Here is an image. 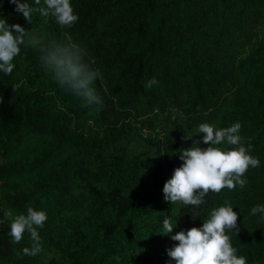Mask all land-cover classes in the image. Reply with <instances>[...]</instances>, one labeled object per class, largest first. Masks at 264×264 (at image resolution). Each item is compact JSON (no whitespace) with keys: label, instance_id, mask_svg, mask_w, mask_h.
<instances>
[{"label":"trees","instance_id":"obj_1","mask_svg":"<svg viewBox=\"0 0 264 264\" xmlns=\"http://www.w3.org/2000/svg\"><path fill=\"white\" fill-rule=\"evenodd\" d=\"M70 2L78 20L61 28L38 13L29 24L0 0L9 25L79 44L101 72L94 87L102 99L84 107L25 45L12 74L0 72V264H174L163 217L178 218L174 235L200 227L225 200L239 214L240 231L229 234L237 255L264 264V219L250 215L264 204V0ZM152 78L158 83L146 87ZM237 122L260 160L247 185L209 193L196 219L191 206L164 201L179 150L202 140L199 124ZM29 206L47 215L35 256L21 252L29 234L14 244L4 218Z\"/></svg>","mask_w":264,"mask_h":264},{"label":"clouds","instance_id":"obj_2","mask_svg":"<svg viewBox=\"0 0 264 264\" xmlns=\"http://www.w3.org/2000/svg\"><path fill=\"white\" fill-rule=\"evenodd\" d=\"M15 4V11L22 13L30 24L34 13L47 22L53 18L61 28H71L78 20L70 0H34V6L27 0H9ZM25 45L40 54L41 67L52 75L53 80L66 92L83 101L84 107L102 104V99L94 87L101 78L99 69H93L85 62L86 52L72 41L57 42L46 40L43 36L25 30L19 24L6 23L0 18V72L10 75L15 67L13 61ZM155 78L146 87L157 84ZM2 102V98H0ZM239 122L229 127L216 128L208 123L199 124L196 134L203 133L201 141H194L187 149L179 150L182 164L175 168L170 179L163 185V199L171 205L191 206V218L202 216V205L207 203L209 193L220 194L223 190L243 189L248 181L244 178L247 171L260 166V160L250 154L251 145L242 143ZM194 135L184 139H191ZM206 148L197 146L199 143ZM230 201L213 207L202 219L200 227L181 230L174 235L177 219L165 215L162 219V234L168 235L176 243L166 249V254L174 264H247L243 255H237V248L231 242L240 228L237 224L238 212L233 211ZM250 215L264 219V204L251 208ZM4 218L10 221V233L14 244H19L27 232L30 247L21 252L25 256H35L42 251L39 229L44 227L47 215L44 211L27 207L26 214H13L5 210ZM231 234V235H229Z\"/></svg>","mask_w":264,"mask_h":264}]
</instances>
